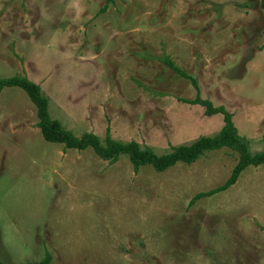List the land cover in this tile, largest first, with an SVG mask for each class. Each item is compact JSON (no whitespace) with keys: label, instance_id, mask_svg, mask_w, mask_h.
I'll return each mask as SVG.
<instances>
[{"label":"rangeland","instance_id":"374dc122","mask_svg":"<svg viewBox=\"0 0 264 264\" xmlns=\"http://www.w3.org/2000/svg\"><path fill=\"white\" fill-rule=\"evenodd\" d=\"M262 0H0V78L25 75L77 136L158 154L216 135L232 114L264 150ZM19 87L0 93V263L264 264V164L230 148L164 172L47 141Z\"/></svg>","mask_w":264,"mask_h":264},{"label":"trees","instance_id":"16d2710c","mask_svg":"<svg viewBox=\"0 0 264 264\" xmlns=\"http://www.w3.org/2000/svg\"><path fill=\"white\" fill-rule=\"evenodd\" d=\"M114 0H109V2ZM264 10V0L261 2ZM264 49V46H263ZM170 67L185 78L191 79L197 89L196 97L192 100L185 99L190 104L203 105L206 114L209 116L222 113L224 115V126L213 136H201L189 145H178L166 154H158L151 147L142 146L137 141L123 142L115 140L107 133L102 140L101 137L86 132L77 136L66 129L59 120L53 119L49 110V99L44 95L41 86L25 75H15L0 78V93L5 87H19L24 90L36 106L39 118L38 126L44 138L53 143L63 144L65 149L86 150L91 148L103 160L110 163L117 162L121 156L127 155L135 171L142 166H151L157 172H164L178 163L192 164L199 160L207 152L230 148L238 153V160L227 181L214 189L197 193L190 204H194L201 198L225 191L235 185L242 172L249 166H260L264 164V150L258 153H251L248 143L244 141L237 132V127L232 119V114L223 107H214L209 100L200 97V89L197 80L183 71L179 66L170 60H166ZM49 258L43 261L47 264ZM2 264V263H0Z\"/></svg>","mask_w":264,"mask_h":264}]
</instances>
